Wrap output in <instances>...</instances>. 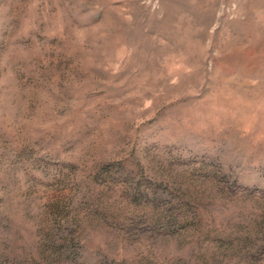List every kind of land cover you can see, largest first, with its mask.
Returning a JSON list of instances; mask_svg holds the SVG:
<instances>
[{"label":"rangeland","instance_id":"374dc122","mask_svg":"<svg viewBox=\"0 0 264 264\" xmlns=\"http://www.w3.org/2000/svg\"><path fill=\"white\" fill-rule=\"evenodd\" d=\"M0 264H264V0H0Z\"/></svg>","mask_w":264,"mask_h":264},{"label":"trees","instance_id":"16d2710c","mask_svg":"<svg viewBox=\"0 0 264 264\" xmlns=\"http://www.w3.org/2000/svg\"><path fill=\"white\" fill-rule=\"evenodd\" d=\"M169 217V219H173V220H177V218H175L174 216H172V215H169V216H167L166 218H168ZM165 224H169L170 222L169 221H166V219L163 221ZM167 230H169V228H166Z\"/></svg>","mask_w":264,"mask_h":264}]
</instances>
